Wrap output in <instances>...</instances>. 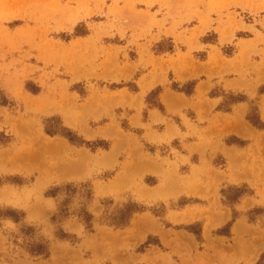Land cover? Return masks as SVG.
<instances>
[{
  "label": "rangeland",
  "instance_id": "obj_1",
  "mask_svg": "<svg viewBox=\"0 0 264 264\" xmlns=\"http://www.w3.org/2000/svg\"><path fill=\"white\" fill-rule=\"evenodd\" d=\"M0 97V264H264V0H0Z\"/></svg>",
  "mask_w": 264,
  "mask_h": 264
},
{
  "label": "trees",
  "instance_id": "obj_2",
  "mask_svg": "<svg viewBox=\"0 0 264 264\" xmlns=\"http://www.w3.org/2000/svg\"><path fill=\"white\" fill-rule=\"evenodd\" d=\"M1 97H0V103H1ZM136 209V207H135V205H129V211H133V210H135ZM32 253H35V254H38V255H43V256H46V254H47V250H46V248L45 247H43V246H39V248L37 249V250H30Z\"/></svg>",
  "mask_w": 264,
  "mask_h": 264
},
{
  "label": "bare ground",
  "instance_id": "obj_3",
  "mask_svg": "<svg viewBox=\"0 0 264 264\" xmlns=\"http://www.w3.org/2000/svg\"><path fill=\"white\" fill-rule=\"evenodd\" d=\"M242 136V135H241ZM38 137V136H37ZM39 138H41L40 136L37 138V139H39ZM42 139V138H41ZM38 142H39V140H38ZM38 142H36V143H38ZM46 142V141H45ZM42 143V142H41ZM42 145V144H41ZM46 145V144H45ZM47 146V145H46ZM54 148H55V146H53ZM58 147V146H57ZM56 149H58V148H56ZM255 254V253H254Z\"/></svg>",
  "mask_w": 264,
  "mask_h": 264
}]
</instances>
